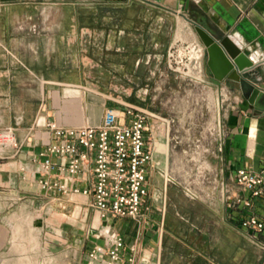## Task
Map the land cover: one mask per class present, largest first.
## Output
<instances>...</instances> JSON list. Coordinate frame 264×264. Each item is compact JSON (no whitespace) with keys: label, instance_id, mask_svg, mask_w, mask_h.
I'll use <instances>...</instances> for the list:
<instances>
[{"label":"crops","instance_id":"0c3cea01","mask_svg":"<svg viewBox=\"0 0 264 264\" xmlns=\"http://www.w3.org/2000/svg\"><path fill=\"white\" fill-rule=\"evenodd\" d=\"M198 24L217 38L229 35L251 59L261 63L256 83L264 90V0H0V130L15 128L17 136V145L0 144L1 233L16 225L13 218L41 217L58 208L75 213L85 227L91 226L87 217L93 210L94 217H99V231L105 228L126 236L135 229L132 217H100L91 195L41 189L37 171L46 144L54 138L47 124L98 125L108 107H122V101L97 86L104 81L97 69L99 56L105 61L99 65L108 68L106 77L127 80L136 75L143 87L162 89L156 80L167 79L170 73L158 69L159 64L171 43L180 39L202 43L205 86L222 102L227 130L222 153L213 157L209 167L241 193L233 179L236 169L256 170L264 165V112L249 103L236 81L214 77ZM154 144L149 192L153 172L161 169L156 160L164 154L166 138L157 136ZM201 201L212 210L220 232L227 231L235 241H248L252 247L256 243L264 254V233L253 237L239 224L247 213L264 217L261 200L249 210L231 209L218 196ZM71 224L73 228L76 223ZM58 231L64 240L63 227ZM206 234L204 230L198 239L209 238ZM77 241L80 239L75 237ZM151 241L158 246V233ZM83 242L92 244L89 252L105 238L102 235L96 243L85 238ZM190 243L194 247L195 242ZM134 246L137 258L140 247ZM195 246L197 250L189 252L184 264H227L212 260L208 250ZM202 254L206 259L200 261L197 258Z\"/></svg>","mask_w":264,"mask_h":264},{"label":"rangeland","instance_id":"374dc122","mask_svg":"<svg viewBox=\"0 0 264 264\" xmlns=\"http://www.w3.org/2000/svg\"><path fill=\"white\" fill-rule=\"evenodd\" d=\"M168 49L158 69L168 71L170 76L156 80L162 87L158 90H153V85L143 87L136 75L127 80L108 78L105 75L108 68L99 65L105 61L101 56L96 60L97 69L104 76V81L97 86L103 87L107 94H113L112 99L142 105L170 120L169 125L154 128L158 131V139L166 138L167 147L156 160L161 169L153 172L145 208L139 217L134 218L136 227L124 236L128 251L136 244L140 247L137 264H184L189 252L197 250V245L208 250L212 260L222 259L227 264L237 261L238 264H263L264 254L257 244L252 247L245 240L236 239V242L227 231L220 232L212 210L201 201L207 198L199 189L210 190L214 178L228 183L209 167L213 157L222 153V141L227 130L222 102L216 92L205 86V60L202 77L191 80L170 66ZM187 183L197 189L195 196L185 189ZM74 215L66 208H58L44 212L41 217L13 218L16 225L9 231L4 229L0 232V247L4 245L0 250V264H88L84 259L88 258L86 255L92 244L86 245L83 241L86 238L96 243L102 237L100 221L97 223L99 217H94L91 210L87 217L91 226L85 227L81 223L84 220ZM74 221L75 229L71 224ZM59 226L67 233L64 240L58 236ZM204 230L209 238L198 239ZM157 233L158 246L151 241ZM75 237L80 242H74ZM133 239L136 240L132 242ZM191 240L195 242L194 247L189 244ZM200 257L197 258L200 261L206 259L203 254Z\"/></svg>","mask_w":264,"mask_h":264},{"label":"built area","instance_id":"2783aa9c","mask_svg":"<svg viewBox=\"0 0 264 264\" xmlns=\"http://www.w3.org/2000/svg\"><path fill=\"white\" fill-rule=\"evenodd\" d=\"M171 44L170 66L191 80L200 79L205 60L202 43L180 39ZM121 103L122 107H108L98 125L47 124L54 138L46 144L37 171L41 189L91 195L92 206L103 219L139 217L149 193L148 169L155 161L157 129L170 120L142 105ZM0 144L17 145L15 128L0 130ZM233 179L243 195L216 178L210 190L199 189L201 195L218 196L234 210H249L257 200L264 203V165L256 170L238 167ZM184 186L191 195L198 192L188 183ZM239 224L253 237L264 233V217L259 214L247 213ZM101 235L105 242L88 252V264H137L135 246L128 251L122 234L102 228Z\"/></svg>","mask_w":264,"mask_h":264},{"label":"water","instance_id":"95a60500","mask_svg":"<svg viewBox=\"0 0 264 264\" xmlns=\"http://www.w3.org/2000/svg\"><path fill=\"white\" fill-rule=\"evenodd\" d=\"M207 49V65L215 78H228L240 84L242 94L257 110L264 112V90L256 83L261 63L255 62L229 35L217 38L200 24L196 25Z\"/></svg>","mask_w":264,"mask_h":264},{"label":"bare ground","instance_id":"6f19581e","mask_svg":"<svg viewBox=\"0 0 264 264\" xmlns=\"http://www.w3.org/2000/svg\"><path fill=\"white\" fill-rule=\"evenodd\" d=\"M31 214H32V213H31ZM6 217H7V216H6ZM19 218H20V217H19ZM31 218H32V217H31ZM20 219H21V218H20ZM20 219H19V221L21 222ZM12 220H13V219H12ZM27 221H28V220H27ZM27 221H26V222H27ZM22 223H23V221H22ZM22 223H21V224H22ZM27 223H29V222H27ZM27 223H26V224H27ZM10 224H11V222H10ZM32 226H33V225H32ZM26 227H27V226H26ZM30 227H31V226H30ZM14 229H16V228H14ZM17 229H18V228H17ZM17 229H16V230H17ZM32 229H34V228H32ZM32 229H31V230H32ZM29 231H30V230H28L27 233H30ZM25 235H26V234H25ZM24 237H25V236H24ZM35 237H36V236H35ZM12 240H13V239H12ZM19 240H20V239H19ZM16 241H18V240H16ZM14 243H15V242H14ZM17 243H18V242H17ZM18 244H19V243H18ZM18 244H15V245H18ZM28 244H29V243H28ZM19 245H20V244H19ZM20 246H21V245H20ZM15 248H16V247H15ZM20 248H21V247H20ZM21 249H22V248H21ZM24 250H25V249H24ZM12 252H13V251H12ZM16 252H17V251H16ZM13 258H14V257H13ZM22 258H23V257H22ZM4 259H5V258H4ZM21 260H22V259H21ZM43 260H44V259H43ZM49 260H50V257H49ZM0 261H1V260H0ZM14 261H15V260H14ZM29 261H30V260H29ZM5 262H6V260H5ZM6 264H7V263H6ZM51 264H52V263H51Z\"/></svg>","mask_w":264,"mask_h":264}]
</instances>
